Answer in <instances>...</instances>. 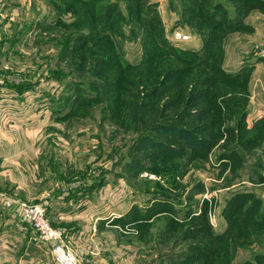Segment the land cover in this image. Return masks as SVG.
I'll return each instance as SVG.
<instances>
[{"label":"rangeland","instance_id":"1","mask_svg":"<svg viewBox=\"0 0 264 264\" xmlns=\"http://www.w3.org/2000/svg\"><path fill=\"white\" fill-rule=\"evenodd\" d=\"M253 1L35 0L28 18L44 4L48 38L28 47L51 50L61 85L44 100L76 146L92 143L86 172L107 175L105 221L124 213L133 264H264V112L250 115L246 60L224 57ZM3 241L0 216V261Z\"/></svg>","mask_w":264,"mask_h":264},{"label":"crops","instance_id":"2","mask_svg":"<svg viewBox=\"0 0 264 264\" xmlns=\"http://www.w3.org/2000/svg\"><path fill=\"white\" fill-rule=\"evenodd\" d=\"M34 3L0 0V74L26 77V81L28 76V82L34 83L25 88L26 81L21 82L17 85L20 89L0 87V211H4L0 216L2 248L7 253L0 264H55L49 245L39 239L18 206L6 207L9 195L43 204L52 223L64 231L65 240L81 257L94 259L96 264H133L135 254L125 253L130 244L123 240L119 225L124 213L115 210L105 221L103 209L109 203L102 193L110 181L106 174V181L91 177L92 167L98 166L90 163L92 143L83 139L76 146L72 133L62 130L65 119L54 117L51 101L44 100L61 85L51 80V50L37 58L35 48L28 47L37 45V38H48L37 34L43 26L41 19L50 11L45 12L44 4L37 5L36 17L40 19L31 20L28 16ZM243 23L245 31L233 32L225 43V66L246 60L250 115L260 117L264 112V61L254 54V47L264 46V0L247 5ZM86 158L90 160L87 172ZM115 202V208H121V202Z\"/></svg>","mask_w":264,"mask_h":264},{"label":"built area","instance_id":"3","mask_svg":"<svg viewBox=\"0 0 264 264\" xmlns=\"http://www.w3.org/2000/svg\"><path fill=\"white\" fill-rule=\"evenodd\" d=\"M174 37L178 41L190 39V35L177 31ZM257 55L264 61V46L258 45ZM6 84L5 77L0 74V87ZM6 207L18 206L23 216L38 233L39 239L49 245L56 264H96L94 259L81 257L73 246L65 240L64 231L56 227L47 214L46 207L41 203H26L19 199L8 197Z\"/></svg>","mask_w":264,"mask_h":264},{"label":"trees","instance_id":"4","mask_svg":"<svg viewBox=\"0 0 264 264\" xmlns=\"http://www.w3.org/2000/svg\"><path fill=\"white\" fill-rule=\"evenodd\" d=\"M60 1V0H59ZM61 3L63 4V2L61 1ZM95 11L97 12V9H95ZM59 21V20H58ZM237 23V19H236V21H235V26H236V29H237V27H239L238 29H246L247 27L245 26V24L243 23H239V25H237L236 24ZM230 29H232V28H230ZM176 55L177 56H181V57H184V55H188L189 57H192V53H188V54H184V53H181V51H179V50H177V53H176ZM58 77H62V76H60L59 74H58ZM237 81V80H236ZM244 96H246L245 97V99L244 98H242V99H239L240 101H242V102H245V103H247V90H246V92L244 93ZM196 98V99H195ZM191 99H195L196 101L197 100H199V96L198 95H196V96H192L191 97ZM192 104V103H191Z\"/></svg>","mask_w":264,"mask_h":264}]
</instances>
